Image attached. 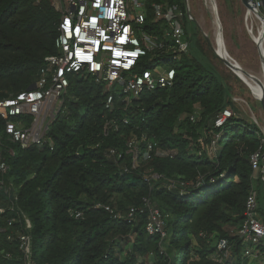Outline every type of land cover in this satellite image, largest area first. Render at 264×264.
<instances>
[{
	"label": "trees",
	"instance_id": "16d2710c",
	"mask_svg": "<svg viewBox=\"0 0 264 264\" xmlns=\"http://www.w3.org/2000/svg\"><path fill=\"white\" fill-rule=\"evenodd\" d=\"M183 2L155 1L184 9ZM59 22L45 0H0V101L34 88L45 60L56 55ZM159 29L148 13L147 33ZM185 31L190 54L176 66L173 86L144 92L127 107L116 95L106 109L102 86L70 77L47 134L53 150L47 144L23 150L9 142L0 118V163L8 167L0 176V264H24L17 240L22 233L31 239L32 264H215L208 258L220 238L231 244L223 264L248 263L235 232L255 187L250 158L262 154L264 137L255 124L234 114L221 128L214 126L231 106L228 90L202 57L192 22L186 21ZM23 120L31 123L30 117ZM132 135L152 139L171 157H153L131 170L126 142ZM203 137L209 145L214 142L210 154L198 153ZM110 149L121 158H109ZM146 170L163 179L146 182ZM143 198L167 217L162 241L145 232V215L115 221L93 209L100 202L124 211L140 206ZM72 211L81 212L82 219L70 216ZM255 253L264 261V241Z\"/></svg>",
	"mask_w": 264,
	"mask_h": 264
},
{
	"label": "built area",
	"instance_id": "2783aa9c",
	"mask_svg": "<svg viewBox=\"0 0 264 264\" xmlns=\"http://www.w3.org/2000/svg\"><path fill=\"white\" fill-rule=\"evenodd\" d=\"M45 1L60 15L56 55L45 60L33 89L0 101L5 136L23 150L44 144L53 150L47 134L68 94L70 77L79 75L102 86L106 92V109L111 108L116 95L127 107L144 92L171 88L176 66L190 54V35L186 33L185 25L192 19L187 3L181 9L178 4L155 3L156 0ZM150 12L160 29L147 33L145 25ZM142 63L145 67L138 68ZM232 116L230 110H223L214 126L221 128ZM25 117L31 118L29 125L24 122ZM122 122L127 124L126 119ZM126 154L131 156V170L139 169L141 161L148 162L153 157H171L168 151L144 135H132L127 140ZM107 156L121 158L113 149L108 150ZM260 161L261 152L250 158L254 182L258 180ZM7 170L2 161L0 176ZM123 171L128 173L129 168L124 167ZM150 175L144 172L146 182L163 179L151 172ZM169 188H175L174 183ZM93 209L105 212L115 221L134 222L139 215H145V232L150 236H160L161 241L166 238L167 217L147 198L142 199L140 206L124 211L100 202L94 204ZM258 210V193L252 186L244 203L243 223L235 234L245 244L244 256L255 262L258 260L256 248L264 241V222ZM70 216L82 219L79 211L70 212ZM200 237L205 238L206 234L201 233ZM17 240L24 264H32L30 237L22 233L17 235ZM230 256V242L220 238L208 259L215 264H223Z\"/></svg>",
	"mask_w": 264,
	"mask_h": 264
},
{
	"label": "rangeland",
	"instance_id": "374dc122",
	"mask_svg": "<svg viewBox=\"0 0 264 264\" xmlns=\"http://www.w3.org/2000/svg\"><path fill=\"white\" fill-rule=\"evenodd\" d=\"M186 3L190 8L189 15L192 24L195 26L194 41L199 44L202 57L216 70L227 87L231 102L228 110L236 118L255 124L264 137V94L258 95L259 90H254L249 83L243 82L233 69L219 59L216 55L218 53L215 52L216 31L219 30L222 46L225 47L224 51L229 56L228 58L246 73L256 77L264 89V71L259 46L249 33L257 35L262 24L261 21L254 15H247L248 11L241 0H184L183 4ZM212 4L215 6L216 17L211 9ZM259 14L264 18L261 10ZM191 46L192 55H194V42ZM204 139L205 137L199 140L198 153L210 154L214 148V142L209 145ZM146 175L151 176L149 170H146ZM257 177L255 187L256 191L257 189L261 191L259 203L264 211V139ZM165 221L167 224V218ZM179 259L180 256L177 255V260L179 261ZM256 261H261L260 264L264 263L262 258ZM247 262V264L255 263L254 260Z\"/></svg>",
	"mask_w": 264,
	"mask_h": 264
},
{
	"label": "bare ground",
	"instance_id": "6f19581e",
	"mask_svg": "<svg viewBox=\"0 0 264 264\" xmlns=\"http://www.w3.org/2000/svg\"><path fill=\"white\" fill-rule=\"evenodd\" d=\"M211 7H212L211 8L212 12H213V14L216 17L214 4H212ZM247 15L248 16L254 15L256 17V15L254 13H252V12L251 13H247ZM261 23L262 24H261V27H260L257 35H253L252 32H249V33L251 34L252 39L254 40V42L259 46L260 56H261V61H262V69L264 71V24H263V22H261ZM216 27H217V25H216ZM217 31H216L217 44L215 45L216 46V49H215L216 51L215 52L218 53V55L223 60H225L227 63H229L233 67L234 71L236 72V74L240 77V79L243 82L249 83L250 86L254 90H259V92L256 91L258 93V95H261L262 93L264 94V89H263L262 83L256 77L246 73L239 65H237L233 60L228 58L229 56L226 55V53L224 51L225 47L223 48V46H222V42H221V38H220V31L219 30H217ZM249 31H250V29H249Z\"/></svg>",
	"mask_w": 264,
	"mask_h": 264
},
{
	"label": "water",
	"instance_id": "95a60500",
	"mask_svg": "<svg viewBox=\"0 0 264 264\" xmlns=\"http://www.w3.org/2000/svg\"><path fill=\"white\" fill-rule=\"evenodd\" d=\"M241 2L244 5V7L247 9L248 13L251 12L254 13L256 17L264 24V18L259 14V11L261 10L264 15V0H258L257 2H254L253 0H241ZM216 55L223 63L229 66V68L233 69V67L229 63L223 60L218 54Z\"/></svg>",
	"mask_w": 264,
	"mask_h": 264
}]
</instances>
